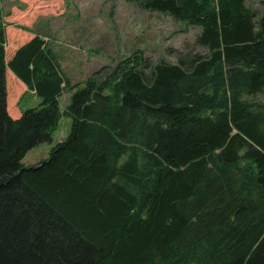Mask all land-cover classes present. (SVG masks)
Masks as SVG:
<instances>
[{
    "label": "trees",
    "instance_id": "trees-1",
    "mask_svg": "<svg viewBox=\"0 0 264 264\" xmlns=\"http://www.w3.org/2000/svg\"><path fill=\"white\" fill-rule=\"evenodd\" d=\"M128 1L200 27L206 52L137 49L73 83L41 35L7 60L0 22V264H264V11ZM7 69L40 99L19 118ZM63 116L68 137L23 164Z\"/></svg>",
    "mask_w": 264,
    "mask_h": 264
},
{
    "label": "rangeland",
    "instance_id": "rangeland-1",
    "mask_svg": "<svg viewBox=\"0 0 264 264\" xmlns=\"http://www.w3.org/2000/svg\"><path fill=\"white\" fill-rule=\"evenodd\" d=\"M248 3L258 15L263 14L264 0ZM0 22L5 27L7 60L23 43L41 35L55 49L63 71L73 83L84 82L102 66L112 67L137 49L151 62L163 58L177 62L206 52L196 42L200 27L142 9L128 0H0ZM6 85L11 116L39 103L40 99L33 98L9 69ZM70 98V91L64 92L62 110ZM71 122L63 116L52 140L29 150L23 164L34 165L49 157L52 147L68 137Z\"/></svg>",
    "mask_w": 264,
    "mask_h": 264
},
{
    "label": "crops",
    "instance_id": "crops-1",
    "mask_svg": "<svg viewBox=\"0 0 264 264\" xmlns=\"http://www.w3.org/2000/svg\"><path fill=\"white\" fill-rule=\"evenodd\" d=\"M33 38V37H32ZM31 38V39H32ZM30 40V39H29ZM27 42V41H26ZM24 44V43H23ZM22 82V81H21ZM25 85V84H24ZM26 86V85H25ZM27 88V86H26ZM22 112L20 110H18V114H14L15 116L12 115L13 118H19L21 116Z\"/></svg>",
    "mask_w": 264,
    "mask_h": 264
}]
</instances>
